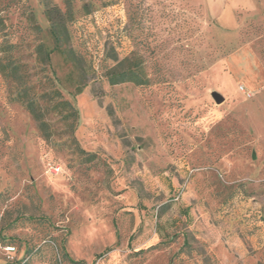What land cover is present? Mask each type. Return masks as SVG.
Segmentation results:
<instances>
[{"label":"rangeland","instance_id":"obj_1","mask_svg":"<svg viewBox=\"0 0 264 264\" xmlns=\"http://www.w3.org/2000/svg\"><path fill=\"white\" fill-rule=\"evenodd\" d=\"M50 1L45 65L43 1L0 0L28 93L77 109L40 98L45 133L0 73V264H264V0Z\"/></svg>","mask_w":264,"mask_h":264},{"label":"trees","instance_id":"obj_2","mask_svg":"<svg viewBox=\"0 0 264 264\" xmlns=\"http://www.w3.org/2000/svg\"><path fill=\"white\" fill-rule=\"evenodd\" d=\"M45 8V14L50 22L49 32L53 40V47H50L46 41H41L35 46L34 52L37 54V60L41 64L49 65L51 61V54L55 51H63L68 47L71 26L73 24L72 12L68 8L67 11L62 12L56 4L50 0H42ZM6 23L0 16V73L7 81H12L18 85L17 99L21 101L33 117L40 123L41 129L46 133L48 122L46 114L48 108L40 106V98L47 99L50 102L55 97L57 106L68 108L66 111L65 119L70 121L74 115H77V109L74 108L72 103L66 99L59 90L51 89L46 91L41 97L28 93L29 87L26 85L29 76L21 73L23 64L16 56L19 48V43L15 42L12 35L6 30ZM40 30L41 28L38 27ZM73 51L72 47H69ZM136 67L130 64L128 67H121L120 64L108 68L104 72V76L111 84H118L123 82H134L135 84L142 85L148 83V77L140 68V63H135ZM140 68V69H139ZM49 83L51 78L47 77ZM81 88L78 89L80 91ZM75 118V117H74ZM83 151V150H82ZM76 264H85L84 261L72 260Z\"/></svg>","mask_w":264,"mask_h":264},{"label":"built area","instance_id":"obj_3","mask_svg":"<svg viewBox=\"0 0 264 264\" xmlns=\"http://www.w3.org/2000/svg\"><path fill=\"white\" fill-rule=\"evenodd\" d=\"M240 90L243 92V93H247V95L250 97L251 96V93L250 92H247V89L245 88L244 85H241L240 86ZM48 168L53 172V173H58L60 171V166L59 165H56V164H51L49 163L48 164ZM1 247V245H0ZM7 251H13L14 250V247L12 246H9L6 248Z\"/></svg>","mask_w":264,"mask_h":264},{"label":"water","instance_id":"obj_4","mask_svg":"<svg viewBox=\"0 0 264 264\" xmlns=\"http://www.w3.org/2000/svg\"><path fill=\"white\" fill-rule=\"evenodd\" d=\"M214 99L216 100L217 103H220L223 101V96L219 94L218 92H214L213 94Z\"/></svg>","mask_w":264,"mask_h":264}]
</instances>
